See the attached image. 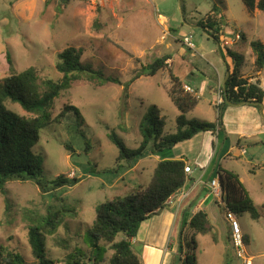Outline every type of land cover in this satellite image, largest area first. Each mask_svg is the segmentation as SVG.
<instances>
[{
    "label": "rangeland",
    "instance_id": "obj_1",
    "mask_svg": "<svg viewBox=\"0 0 264 264\" xmlns=\"http://www.w3.org/2000/svg\"><path fill=\"white\" fill-rule=\"evenodd\" d=\"M59 1L0 0V79L11 73L9 54L17 72L34 67L41 79L59 80L62 75L56 70L58 54L73 46L82 50L84 63L91 64L105 78H117L120 83L100 86L82 79L54 101L51 110L54 117L70 104L80 110L84 124L78 127L77 119L72 125L54 124L41 132L34 151L44 160L45 180L52 182L62 176L79 182L48 194H42L31 182H10L7 196L0 193V244L18 250L28 264H37L28 243L23 210L42 214L51 209L65 210L63 225L54 236L46 237L49 259L55 264H65L66 256L76 253L81 254L83 262L95 264L90 259L94 260L95 254L101 252L99 259L103 258L105 263L99 264H109L113 252L102 243L100 250L95 249L87 235L96 216V206L128 194L136 185L147 187L159 159L173 152L164 150L157 157L148 153L136 163L134 171L113 173L119 150L109 134L114 132L128 148L137 149L142 142L140 123L152 106L159 109L165 121V133L175 132L180 113L167 94L171 71L190 85L194 90L190 93L196 92L201 99L186 119L215 123L218 114L210 102L215 96L218 77L224 83L228 66L232 67L231 60L225 57V48L244 55L243 72L253 76L255 56L250 42H264V13H250L242 0H85L71 1L67 6ZM213 9L225 19L221 48L197 26ZM241 32L247 34L245 43L238 37ZM186 36L192 37L194 49L185 46ZM163 57H168L167 68L153 77L131 83L126 97L124 87L141 65ZM5 106L18 115L31 116L18 103L6 101ZM227 108L224 106L222 116ZM254 109L262 116L261 107L249 109L243 105L238 112L252 113ZM249 144L246 145L250 154L257 149L264 151ZM179 146L182 150L187 148L185 143ZM226 168L238 169L231 162ZM224 208L216 207L217 215H210L215 232L195 238L197 264H245L235 256L230 233L226 232L230 227ZM262 212L264 215V208ZM237 217L245 237L247 264H264V217L254 220L247 213ZM192 235L188 228L185 242ZM180 237L181 232L179 241ZM176 238L174 234L171 240ZM156 239L158 242L160 238ZM139 250L143 257V247ZM159 261L147 258L145 264ZM166 264H182L181 257L176 256L174 261L169 257Z\"/></svg>",
    "mask_w": 264,
    "mask_h": 264
},
{
    "label": "trees",
    "instance_id": "obj_2",
    "mask_svg": "<svg viewBox=\"0 0 264 264\" xmlns=\"http://www.w3.org/2000/svg\"><path fill=\"white\" fill-rule=\"evenodd\" d=\"M71 1L85 0H65L64 3L60 0L59 2L67 6ZM242 1L250 13H264V0ZM224 20L222 13L213 9L210 14L197 22V26L220 48L226 27ZM238 37L242 42H247L245 32H241ZM250 48L255 56L253 76L243 72L246 65L244 55L231 48H225V57L231 60L232 67L228 66L229 77L223 89V96L226 95L227 101L233 104L264 103V87L261 81V74L264 71V42L252 41ZM82 57V50L73 46L59 53L56 70L62 78L54 80L41 79L34 67L17 72L11 56L7 55L11 73L0 79V193L3 196H7V185L13 181L34 183L42 194H48L79 182L78 180L70 181L62 176L52 182L45 180L44 160L41 154L34 151V148L40 142L41 132L54 124L72 125L74 119H77L78 127L84 124L81 112L76 106L66 104L55 117L51 112L54 101L76 82L87 79L100 86L120 83L117 78H105L91 64L84 63ZM167 59L168 57H163L156 59L152 64H142L140 69L134 73L132 80L124 87L126 97L131 83L142 77L155 76L159 71L167 68ZM170 84L167 94L180 113L176 119L175 132L165 133V121L161 118L159 109L156 106L150 107L139 126L142 142L137 149L128 148L114 132L109 134L110 141L119 150L117 169L111 172L130 171L148 153L159 156L164 150H171L176 145L191 140L199 133L215 132L221 127L223 108L227 106L226 100L217 107V122L188 121L186 115L195 111L200 98L195 93L186 92L182 78L172 71ZM6 101L18 103L31 116L25 117L9 111L5 106ZM186 167L189 166L182 159L161 160L157 163L147 187L136 185L128 194L96 206V216L87 230V235L92 240L95 249L100 250L99 246L102 243L113 252L109 264H142L140 257L133 249L131 239L137 236L142 223L162 211L167 200L184 187L187 182ZM218 175L226 209L237 216L247 213L254 220L264 217L263 208L255 205L236 173L219 167ZM64 212L66 211L51 209L42 214L36 210H23L28 243L33 256L37 259V264H55L47 256L46 237L54 236L63 225ZM188 227L193 235L191 240L186 241L184 245L182 243L184 228H182L179 245L181 262L182 264H197L195 238L197 235L210 234L213 231V224L206 211H199L188 223ZM120 236L123 238L118 240ZM80 255L69 253L65 258V264H87L82 261ZM101 256V252L95 254V259H90V261H94L95 264L105 263L103 258L99 259ZM0 264L28 263L18 250L0 244Z\"/></svg>",
    "mask_w": 264,
    "mask_h": 264
},
{
    "label": "crops",
    "instance_id": "obj_3",
    "mask_svg": "<svg viewBox=\"0 0 264 264\" xmlns=\"http://www.w3.org/2000/svg\"><path fill=\"white\" fill-rule=\"evenodd\" d=\"M262 75L261 80H263ZM220 89H224V83L218 77L215 96L210 102L217 110V114L216 100ZM245 105L249 109L261 107L255 104ZM227 106L219 129L215 132L199 133L193 139L183 142L187 145L185 150L179 148V145L183 144L180 143L172 149L171 154L159 159V161L182 159L192 170L187 174L184 187L170 197L172 202L165 204L162 211L142 223L137 237L131 239L133 249L140 259H143V264L147 258L160 259L158 264H166L169 257L174 261L176 256H180L178 244L181 241H179L180 232L182 228L184 234L187 232L188 223L193 216L199 211H206L210 217L213 213L217 215L216 207L225 209L223 194L216 196L211 189V183L215 180L219 181V167L236 173L255 205L264 208V151L257 149L250 154V148L246 145L249 142L254 149L261 147L264 149V103L261 107L262 116L257 114L255 109L252 113L238 112L243 105L227 104ZM228 162L235 163L238 169L226 168ZM136 167L137 165L130 171H134ZM181 194H185V198H182ZM150 224L152 225L149 226ZM213 232H215L214 226ZM226 232L229 234L230 229L227 228ZM174 234L177 236L176 241L171 240ZM184 234L182 243L185 245ZM157 237L160 238L158 242ZM141 247L144 249L143 257L139 250Z\"/></svg>",
    "mask_w": 264,
    "mask_h": 264
},
{
    "label": "built area",
    "instance_id": "obj_4",
    "mask_svg": "<svg viewBox=\"0 0 264 264\" xmlns=\"http://www.w3.org/2000/svg\"><path fill=\"white\" fill-rule=\"evenodd\" d=\"M184 44L189 49H194V44L192 43L191 36H186L184 38ZM184 90L186 92H194V90L190 86H184ZM216 101H217L216 103L217 107L221 106L224 103L225 97L223 96V91L221 92L220 90ZM185 172L190 173L191 172L190 167H186ZM211 189L214 195L216 196H221L223 194L222 188L220 186V182L218 180H215L211 183ZM181 195H182V198H185V194H181ZM171 202H172V198H169L165 204L167 205ZM225 219L228 222L229 227H230L231 244L235 252V256L239 260H243L245 264H247L249 261L246 258L245 237L243 235L239 219L237 215L234 212L230 211L229 209H226Z\"/></svg>",
    "mask_w": 264,
    "mask_h": 264
},
{
    "label": "water",
    "instance_id": "obj_5",
    "mask_svg": "<svg viewBox=\"0 0 264 264\" xmlns=\"http://www.w3.org/2000/svg\"><path fill=\"white\" fill-rule=\"evenodd\" d=\"M228 77H229V73L227 74L226 80H225V82H224V89H225V83H226ZM224 97H225V100H226L227 104H228V105H231V106H238V105L250 104V103H246V102H244V103H240V104H233V103L227 101L226 95H225ZM255 105H260L261 107L263 106V104H258V103H255Z\"/></svg>",
    "mask_w": 264,
    "mask_h": 264
}]
</instances>
